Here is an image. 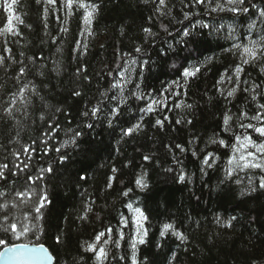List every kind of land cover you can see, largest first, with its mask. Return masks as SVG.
Listing matches in <instances>:
<instances>
[{"label":"trees","instance_id":"1","mask_svg":"<svg viewBox=\"0 0 264 264\" xmlns=\"http://www.w3.org/2000/svg\"><path fill=\"white\" fill-rule=\"evenodd\" d=\"M166 5L161 15L159 0H74L71 9L67 0H17L10 15L0 2V30L11 18L18 33L0 35V165H7L0 169V205L6 206L0 224L7 219L18 231L24 224L30 229L20 239L0 231L5 246L43 245L54 264H132L137 226L131 204L147 217L137 264H264V189L258 187L264 173L228 175L237 135L264 142L239 126L256 121L238 119L241 112L264 111L257 108L264 103V0H246V13L211 12L192 0ZM88 6L95 8L90 23ZM251 41L260 42L255 60L233 47H251ZM197 67L194 76H183ZM153 100L163 103L144 111ZM226 114L232 116L227 131ZM221 139L225 146L212 142ZM44 195L47 203L35 219ZM167 223L186 239L161 236ZM100 232L105 236L97 243ZM88 244L104 247L107 258L98 261Z\"/></svg>","mask_w":264,"mask_h":264},{"label":"snow or ice","instance_id":"2","mask_svg":"<svg viewBox=\"0 0 264 264\" xmlns=\"http://www.w3.org/2000/svg\"><path fill=\"white\" fill-rule=\"evenodd\" d=\"M37 2L39 3L40 0H37ZM45 2L47 4L52 5V4H55L56 0H45ZM16 3H17V0H11L10 4H8L7 0H5V4H7V11H9L11 13L12 7ZM73 3H74V0H67V7L69 9H71L73 6ZM213 3H214V0H192L193 6L205 5V4L209 5L210 6L209 10L211 12L229 11L232 13H240V12L246 13L249 10L247 7H243L246 3V0H223V2H221V0H215L214 6H213ZM78 6L81 8L85 7V5L83 3H79ZM166 6H167L166 0H159V6L157 8V11L160 12L161 15H164L165 13L162 11V9ZM88 7L91 8V11H87V13L85 15V22L86 23H90V18L92 17L93 13L95 12L94 7H92V6H88ZM188 16H189V14L185 13V19H187ZM259 16L264 18V10L259 11ZM15 19L18 20L19 18L16 17ZM8 25H9L8 27H5L4 29L0 30V35H2L4 32H10L12 34H18V33H15L14 29L10 26L11 25V18L8 21ZM201 27L208 28L209 25L203 24V25H201ZM220 27H223V26H220ZM254 27H255V24L249 25L250 29L254 28ZM162 28L164 29V31L168 30L167 27L164 25H162ZM65 31H66V29H65ZM143 31L148 36H154L155 35L154 33H152L150 28H145ZM216 31H219V28H217ZM190 34L191 33L187 30L184 31V33H183V35L185 37L189 36ZM261 39L264 40V37H262ZM250 43L252 45L251 47L246 46V45L242 46L240 44H235L233 47L236 49L242 48V55L243 56H247V57H250L252 60H255L256 56H257L256 45L259 44L260 42L259 41H251ZM5 51L10 52V49H5ZM141 51H142V49L140 47H137L135 49V52H137V53H140ZM4 60H5V57L0 56V66H3ZM131 63L136 64L137 61L132 60ZM142 63L147 64L148 61L145 60ZM243 63H245V64L249 63V59H243ZM199 70L200 69L198 67L194 68L193 70H187L186 69L183 72V76L185 78L194 76L196 74V72H199ZM241 71H242V69L239 66H237V68H236L237 74L240 73ZM262 71H264V69H262ZM20 75H24V69L23 68L20 70ZM121 78L124 79L123 75ZM254 90L255 89H253V91ZM21 91H23V90H21ZM235 92H236V89L233 88L231 91H229L227 93V96L232 97ZM75 94L79 95L78 92ZM137 98L142 99L143 96L137 95ZM256 99H257L256 95H253L252 100L255 101ZM157 103H163V102L162 101L158 102L156 100H153L151 103L148 104L147 108H145L144 111L152 112L153 106L156 105ZM12 104L14 106L15 101H12ZM177 107H179V105H177ZM187 107L190 108L191 105H187ZM257 108L260 110H264V103L257 104ZM5 111L7 112V114L9 116L12 115V108L11 107L5 109ZM98 111H99L98 108L92 109V115L95 116ZM86 115H87V113H86ZM238 119L239 120L248 119L250 121H256L257 122L256 124H253L251 122L247 123V124L241 123L239 126L241 128H244V129H251L253 132L258 134L259 137H264V111H258L256 114L251 115V116H249L248 112H241ZM231 120H232V116L226 114L224 117V125H225L226 131L230 130L229 122ZM177 123H179V121H177ZM156 124L162 126L163 122L161 120H157ZM89 127H91V125H89ZM140 127H141L140 124L136 125V128H140ZM132 132H133V129L129 128L125 132V135H130ZM53 134H54V132H53ZM76 135H79V133H76ZM235 141H236V145L233 146V156L228 161L229 165L232 166L228 169V175L231 176L232 172L235 171L236 169H239L240 171H244L245 169H253V170L259 169L260 172L264 173V142L257 143V141L254 140L251 135H243V137H241L240 135H237L235 137ZM73 142H74V140H73ZM212 142L213 143L218 142L221 146H225V141L222 139L218 140V141L213 140ZM176 147L180 148L181 151H184V149L182 148L181 145L178 144V145H176ZM248 149H254L255 151H248ZM56 150L59 151V149H56ZM24 151L27 153L29 151V149L25 148ZM193 155H195V152L193 153ZM209 156H211V154H209ZM144 159L148 160L149 157L145 156ZM203 163L205 165H209V159L206 158L203 161ZM25 167H27V165H25ZM6 168H7V165H0V169H6ZM41 171L51 172L52 169H51V167H49L48 169H42ZM115 171H116V169H113V172H115ZM2 178H4V172H3V170H0V179H2ZM29 179H32V178L30 177ZM37 179H43V177H37ZM184 179H185L184 175L181 174L179 176V180L181 182H183ZM136 184L138 186H140L142 189L147 187V183H145L142 179H137ZM249 185H250V189H249L250 192H255L257 190L256 186H252V179L251 178H249ZM109 186H111V185H109ZM258 187L260 189H264V176L259 177ZM18 195H27V193L18 194ZM123 195L127 196L128 192L125 191L123 193ZM46 203H47V196L46 195L38 198L37 206L34 209V211L37 213V216L35 217V219L40 218L39 214L41 213V209L45 206ZM3 207H6V206L0 205V208H3ZM128 208L132 209L135 213V216H136V219L133 221L137 226V230H136V237L132 241V249H133L132 264H137L136 258H135V249H136L137 244L145 243V237L147 236V230L144 228L143 222L147 220V217L144 215V212L139 207H136L133 209V206L131 204H129ZM82 218H86V217H82ZM25 219H27V217H25ZM232 219H235V217H233ZM124 223H126V221ZM228 226L229 227L231 226L230 222H229ZM17 228H18L17 223H15V222L9 223L7 221V219H5L4 223L0 224V231L10 232L12 235L15 236L16 239H20L22 236L27 235L30 231L27 224L22 225L21 229L19 231L17 230ZM111 231H112L111 229H108L109 235L111 234ZM167 232H171L173 235H175L181 241L186 239V237L182 233L175 230L174 226L171 223H167V224L163 225V230L161 231V236L165 235V233H167ZM104 236H105V233L100 232L95 238L97 243H99L101 240V237H104ZM120 238L121 239L123 238L122 234H121ZM104 243L107 244L108 241L105 240ZM7 244H8V241L6 239L0 238V247H4V251L2 253H0V258H3L5 256L17 258L19 255H22V254L27 252L30 254L31 258H34V259H39V260H43V261H48V260L52 259V256L48 253L47 249H45L43 245L36 247V248L28 249L27 245L5 246ZM115 244L117 247H119V241L118 240L115 241ZM86 250L96 253V259L98 261H101V260L107 258V250L104 247H100L97 250L96 244H88Z\"/></svg>","mask_w":264,"mask_h":264},{"label":"water","instance_id":"3","mask_svg":"<svg viewBox=\"0 0 264 264\" xmlns=\"http://www.w3.org/2000/svg\"><path fill=\"white\" fill-rule=\"evenodd\" d=\"M17 245H27L28 249L41 246V245H35L32 243H29V244L17 243V244L8 245V246H17ZM44 248L47 249L45 246ZM3 251H4V247L0 250V253H2ZM47 251L50 254L48 249ZM54 262L55 261L53 257L51 260L43 261V260L31 258L30 254L27 252L22 255H19L17 258H12L10 256H5L3 258H0V264H54Z\"/></svg>","mask_w":264,"mask_h":264},{"label":"rangeland","instance_id":"4","mask_svg":"<svg viewBox=\"0 0 264 264\" xmlns=\"http://www.w3.org/2000/svg\"><path fill=\"white\" fill-rule=\"evenodd\" d=\"M0 2H3L5 8H7V4H5V0H0ZM7 3L10 4V2H9L8 0H7ZM12 11H13V10H11V13H10L9 11H7V12H8V14L11 15V14H12ZM248 151H249V149H248ZM254 151H255V150H254Z\"/></svg>","mask_w":264,"mask_h":264}]
</instances>
